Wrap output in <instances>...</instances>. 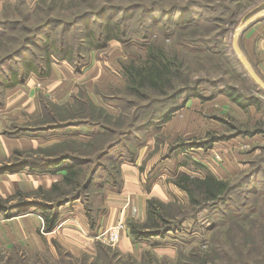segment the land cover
Wrapping results in <instances>:
<instances>
[{
	"label": "rangeland",
	"instance_id": "1",
	"mask_svg": "<svg viewBox=\"0 0 264 264\" xmlns=\"http://www.w3.org/2000/svg\"><path fill=\"white\" fill-rule=\"evenodd\" d=\"M134 1L0 0V20L22 24L12 29H0V58L19 48L23 38L31 37L35 27L48 17L70 19L82 12L101 10L107 5L129 6ZM200 1L215 4L222 0ZM224 1L225 6L231 9L222 8L214 14L230 18L234 10L238 21L235 25L227 21L216 23L228 33L211 47L197 46L192 42L199 36L209 38L214 34L206 27L212 23L208 15H201L197 21L199 24L183 26L175 23L171 26L163 13H153L158 18V22H154L148 15L136 11L128 16L131 17L128 22L129 39H111L106 47L91 49L81 41V37L86 35V27L91 24L76 25L68 34L67 42L76 50L82 44V56L87 57L84 63L78 59L71 65L52 58L50 76L41 77L32 72L13 87H3L1 83L0 138L13 141L16 146L9 156L0 159V176L1 180H10L16 174L21 176L13 181L18 186L15 193L0 195V264H201L202 256L207 264H264V132L247 133L248 130H264V89L253 80L233 46L236 27L254 14L264 12V0ZM122 15L114 9L109 10L102 15L104 19L93 21L92 26H105L111 19L114 22ZM60 32L59 28L52 27L44 31L35 43L45 46L48 35L53 40L63 39ZM151 44L159 45L167 54L182 59L193 78H225L246 93L245 97L256 95L261 99L260 109L253 105L247 108L238 106L223 93V87L213 91L212 87L201 85L202 97L190 98L168 123L159 129L147 127L146 131L136 133L125 143L126 147L113 149L107 159L93 164L92 168L96 167L97 173L91 189L82 198L57 210L59 223L83 212V217L95 230L98 220L106 214L105 203L110 202L106 200L107 195L123 191L122 167L128 165L127 168L138 175L144 193L141 196L156 197L190 211L182 230L170 231L166 236L134 239L129 225L132 222L143 223L141 218L145 212L137 202L133 206L137 196L132 193L130 205L128 198L112 200L113 203H123L120 204L123 216L118 223L125 224L121 238L129 241L127 250L119 246L121 239L115 245L107 244L97 239V232L86 236L91 243L68 242L65 245L64 236L58 231L44 232L45 224L39 225L36 220H44L41 204H55L71 195L54 198L55 194L50 193L54 183L61 179L57 169L69 163L64 162L53 171L46 169L47 164L41 161L56 157L53 155L55 152L67 150V145L73 141L100 143L107 141L108 137L98 136L92 140V135L97 132L86 135L87 128L84 131L83 127L45 128L57 122L85 120L81 113L89 102L105 124L115 117L126 120L133 109L128 104L118 105L116 100L118 97L127 98L123 65L132 62L142 64ZM239 47L264 81V14L244 26ZM28 48L27 57L33 58L34 53L43 55V49L34 42ZM15 65H21L20 58L9 63V66ZM9 72L8 67L2 69L0 79ZM211 94L215 95L211 97ZM178 142L200 143L187 151L171 152ZM203 142H208L209 148L198 147ZM87 151V154L91 152L90 149ZM132 153L136 157L134 162L129 159ZM38 161L42 164L36 165ZM23 164L29 165L22 167ZM198 164L202 166L199 168ZM8 167L15 169H2ZM118 169L123 182L120 192L111 187ZM159 170L162 174L151 184V191L146 190L149 175ZM182 172L195 177H203L205 172H209L231 183L248 177L243 188L234 195L233 202L217 211L205 209L198 213L191 210L187 194L172 182L176 174ZM125 173L130 175L126 169ZM63 189L71 190L67 186ZM24 215L28 217L25 219ZM13 217L24 219L6 222V218ZM4 230L14 237H5ZM91 237L95 238L94 242L90 241ZM221 247L227 253H223Z\"/></svg>",
	"mask_w": 264,
	"mask_h": 264
},
{
	"label": "trees",
	"instance_id": "2",
	"mask_svg": "<svg viewBox=\"0 0 264 264\" xmlns=\"http://www.w3.org/2000/svg\"><path fill=\"white\" fill-rule=\"evenodd\" d=\"M224 2L222 0L219 3L209 4L200 0H187L185 2L178 0H149V2L147 0H136L129 6H123L122 4H118L117 6L107 5L103 8L101 7V10L82 12L70 19L48 17L43 23L35 27L31 37L23 38L19 48L13 49V51L8 52L0 58V73L5 67L10 68L9 74L3 75L0 79V85L3 83V87H13L21 83L32 72L41 77L50 76L52 71V58L67 61L71 65L78 61V59L84 63L87 57L82 56V44L76 50L71 48L67 42L68 34H70V31L76 25L82 26L87 22L91 24V26L86 27V35L81 37V41L87 43L91 49L104 48L111 39H118L120 41L129 39L128 28L130 24L128 22L131 20V17L128 16L136 11L142 12L144 16L148 15L149 19L154 22H158V18L157 16L154 17L153 13H163V17L168 18L167 22L171 26L175 23L183 26L194 23L199 24L197 21L201 15L203 17L204 15H208V19L212 23L206 24V27L207 30H213L214 34L209 38L199 36L193 39L192 42L197 46L211 47L214 43H219L220 41L218 39H222L228 33V30L221 28L216 23L227 21L235 25L238 21L234 17V10L231 11L230 18H223V16L214 14L222 8L228 11L231 9L226 7ZM112 9L123 14L122 17L114 22L111 19L105 26H99L98 28L92 26L93 21L96 23L98 19H104V14ZM18 25L22 24L17 21L0 20V29L2 31L3 29L15 28ZM52 27L60 29V34L64 40H53L48 35L44 43L45 46L36 44L35 42L40 39L44 31L50 30ZM33 42L34 45L43 49V55L34 53L33 58H31L32 56H26L27 52L30 51L28 45ZM17 58L21 59V65L9 66V63ZM123 77L126 81L125 90L127 98L118 97L116 100L118 101V105L122 107L127 104L129 107H132V113L125 117L126 120L115 117L108 124H105L101 121L102 118H99L95 114L93 111L95 107L89 102L88 106L84 107L81 113L85 120L67 121L64 123L57 122L45 128L46 130H56L70 127H83L84 131L87 128L86 135L93 131L97 132L96 135H92V140L98 136L103 138L108 137V140L100 143H93V141L91 143L73 141L67 145L69 146L67 150L63 151L62 149L55 152L53 155L56 157H50L41 161L47 164L46 169L53 171L56 167L64 164V162L69 163L57 169L58 171L65 170L66 174L59 182L54 183L50 193L55 194L54 198L71 194L62 200H58L55 204H41V210L43 211L45 220L44 232H52L57 227L59 223L57 210L60 206L82 198L91 189L97 173V168L94 166L92 168L93 164L107 159L113 149L120 146L126 147L125 143L131 138H134L136 133L146 131L145 129L147 127L159 129L168 123L173 114L185 107L190 98L202 97L200 94L201 85H208L213 88V91L223 87V93L242 108L253 105L260 109L261 106V99L259 97L256 95L245 97L246 93L230 83L228 79L221 78L214 80L207 77H191L188 66L182 59L167 54L163 48L155 44L149 45L145 61L142 64L137 65L132 62L131 64L123 65ZM211 95L213 97L215 94ZM263 132L264 130L254 129L253 131L248 130L247 133L257 134ZM198 143L200 142L193 144L178 142L172 147L171 152L187 151L196 148ZM72 145L76 146V148ZM208 145V142H203L202 146L198 147L209 148ZM87 149L91 150L88 154ZM135 158L133 153L129 156L131 162H134ZM41 162L38 161L35 164L41 165ZM23 165L22 167H28L29 164ZM197 166L200 168L202 165L198 164ZM2 169L14 171L15 168L8 167ZM161 174V170L150 174L145 189L150 191L152 188L151 184ZM247 177H243V179L236 183H231L219 179L209 172H205L203 177H195L182 172L177 173L172 182L187 194L191 210L199 213L205 209L217 211L233 202L234 195L243 188ZM122 185L120 169H118L115 172V177L113 175L111 187L120 192ZM63 186L70 187L71 190H64ZM52 210L53 213L51 214ZM188 212L190 213L185 207L182 208L175 203H165L156 197L149 198L146 207V221L141 224L137 222L130 223V232L136 240L149 239L154 236H166L170 231L182 230ZM58 248L60 247L58 246ZM220 249L223 253H227L224 247ZM205 260L202 256L201 264H207Z\"/></svg>",
	"mask_w": 264,
	"mask_h": 264
},
{
	"label": "crops",
	"instance_id": "3",
	"mask_svg": "<svg viewBox=\"0 0 264 264\" xmlns=\"http://www.w3.org/2000/svg\"><path fill=\"white\" fill-rule=\"evenodd\" d=\"M258 24L254 26L255 30H257ZM261 43L262 41L260 42V45ZM14 143L15 142L7 140L5 138H0V159L3 157H7L11 154L13 148L16 146L14 145ZM127 167L129 166L123 165L122 167V174L124 175L123 176V179H124L123 191L121 193H116L115 195L117 196H115L114 194L107 195L106 200L110 202H107L108 204L105 203L106 214L104 215L103 218H100L98 220L97 228L95 230L91 229L90 224H88L86 218L83 217L84 216L83 212L77 213L76 216L68 217L60 221L59 225L53 231L54 232L58 231L59 235L64 236L65 239L68 240V241H65V239L63 238L65 245L68 242L75 243V244L80 243V242L91 243L89 242V239L86 238V236L89 235L90 232L91 234L92 233L95 234L96 232L98 233V232H101L102 230L115 226L118 223V220L121 219V217L123 216V212H121V206H120V204H123V203L122 202H118V203L112 202V200L117 199L116 197H120L119 200H123V198L125 199L128 198L129 200L128 204L130 205L132 204V199H130L132 196V193L134 195L136 194L137 197L133 200V206L135 202H137L140 205L139 208L142 210L143 213L145 212V214L142 215L141 220L146 221L147 219V213H146L147 200L150 198V196H144V195L141 196V194H144V193L142 191L143 187L140 181H138V178H137L138 175L136 172L130 171L129 168ZM125 169L127 172H130V175H126ZM57 174L61 175V179H62V177L66 174V171L65 170L58 171ZM19 176L21 175L16 174V176L13 178H10V180L9 179L1 180L2 176H0V195L6 196V195L15 193L18 186L14 184L13 181L15 178ZM153 191L154 189H152V193ZM122 210L124 211V207ZM23 217L26 219L28 215H24ZM24 218L13 217L9 219L6 218L5 220L8 223H14V222L21 221V219H24ZM36 221H37V224L39 225L45 224V220L43 219L42 221L40 219ZM0 222H1V213H0ZM22 232L23 231H21V233ZM4 234H5V237H8V238L14 237L10 232L8 233L6 230H4ZM70 238H73V240ZM90 239H91L90 241L92 242H94L95 240L94 237H91ZM120 239H121V242L119 243V246L122 247V249L127 250L129 248V241L126 238H120Z\"/></svg>",
	"mask_w": 264,
	"mask_h": 264
},
{
	"label": "water",
	"instance_id": "4",
	"mask_svg": "<svg viewBox=\"0 0 264 264\" xmlns=\"http://www.w3.org/2000/svg\"><path fill=\"white\" fill-rule=\"evenodd\" d=\"M264 12L260 11L257 14H254L248 21H241V23L236 27L235 31H234V50L237 53L238 58L240 59V61L245 65L246 69L248 70V72L250 73L251 77L253 78V80L264 89V81L256 74V72L253 70L251 64L246 60V58L243 55L242 50L239 47V40H240V36H241V31L244 28V26L246 24H248L249 22L258 19L261 15H263Z\"/></svg>",
	"mask_w": 264,
	"mask_h": 264
},
{
	"label": "built area",
	"instance_id": "5",
	"mask_svg": "<svg viewBox=\"0 0 264 264\" xmlns=\"http://www.w3.org/2000/svg\"><path fill=\"white\" fill-rule=\"evenodd\" d=\"M125 224L123 222H119L113 227H110L108 229L102 230L101 232L97 233V239L107 243V244H113L119 242L121 238V234L124 230Z\"/></svg>",
	"mask_w": 264,
	"mask_h": 264
}]
</instances>
